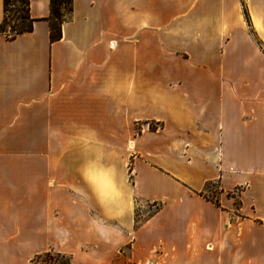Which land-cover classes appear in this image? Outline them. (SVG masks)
I'll return each instance as SVG.
<instances>
[{"label": "crops", "instance_id": "crops-1", "mask_svg": "<svg viewBox=\"0 0 264 264\" xmlns=\"http://www.w3.org/2000/svg\"><path fill=\"white\" fill-rule=\"evenodd\" d=\"M49 14L0 32V264H264V0H72L54 41Z\"/></svg>", "mask_w": 264, "mask_h": 264}, {"label": "trees", "instance_id": "trees-1", "mask_svg": "<svg viewBox=\"0 0 264 264\" xmlns=\"http://www.w3.org/2000/svg\"><path fill=\"white\" fill-rule=\"evenodd\" d=\"M72 0H50L49 20V39L54 41L61 37V23L71 11ZM8 6L11 8L9 9ZM3 18L0 23V32L9 40L16 37L17 34L25 31H31L33 28V19L29 15V0H3ZM12 12L9 16L8 12ZM151 129L154 126L150 125ZM200 194H202L200 192ZM66 259L62 261V259ZM40 264H74L68 255L64 253L45 251L34 256Z\"/></svg>", "mask_w": 264, "mask_h": 264}, {"label": "rangeland", "instance_id": "rangeland-1", "mask_svg": "<svg viewBox=\"0 0 264 264\" xmlns=\"http://www.w3.org/2000/svg\"><path fill=\"white\" fill-rule=\"evenodd\" d=\"M8 8L10 9L11 7L8 6ZM9 16L12 14V12H8ZM151 126H154L155 128L157 127V124L151 123ZM138 130V129H137ZM245 189L244 186H237V188L233 189V191L228 193L229 197H233V200L230 201L231 203V207L230 210L232 212L233 215H239L242 216L244 214H251V208L249 207V205L247 204H243L242 203V191ZM219 185L216 182H212V183H208L205 186V189L203 191H201L202 195L206 198L211 200L213 203H215L216 205H220L219 202ZM159 207V204H155V203H148L145 205V207L140 211L139 208L136 209V213H135V221L136 223H140V221H142L144 218H146L149 214H151L156 208ZM20 250H17L18 253ZM50 251V250H48ZM45 251H41L38 253H34V254H30L29 256H27V260L25 261V264H40L39 262H37L36 260H34V256L36 254L42 253ZM19 255L18 259H22V257ZM126 252H123L122 257H123V264H133L132 261H130L129 259H126ZM22 261V260H21ZM62 261L66 262V259H62ZM24 262V259H23Z\"/></svg>", "mask_w": 264, "mask_h": 264}]
</instances>
